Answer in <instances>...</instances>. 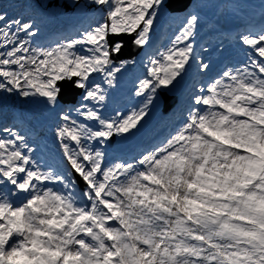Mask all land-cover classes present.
I'll return each instance as SVG.
<instances>
[{
    "label": "snow or ice",
    "instance_id": "6c2138e0",
    "mask_svg": "<svg viewBox=\"0 0 264 264\" xmlns=\"http://www.w3.org/2000/svg\"><path fill=\"white\" fill-rule=\"evenodd\" d=\"M165 4L86 0L100 21L47 48L32 45L34 22L0 7V94L55 109L64 83L79 93L58 114L59 157L41 164L32 130L0 129V264H264V23L233 37L246 61L199 87L175 133L137 164L105 167L94 147L136 130L191 61L201 73L209 67L195 54L193 13L149 57L135 85L141 106L102 113L134 63L114 60L124 44L109 38L146 47Z\"/></svg>",
    "mask_w": 264,
    "mask_h": 264
},
{
    "label": "rangeland",
    "instance_id": "374dc122",
    "mask_svg": "<svg viewBox=\"0 0 264 264\" xmlns=\"http://www.w3.org/2000/svg\"><path fill=\"white\" fill-rule=\"evenodd\" d=\"M6 1H9L10 4H6L2 8H5L7 10L9 16L22 17L25 21L34 22V19L42 18V17H44V15H46L47 24H50L54 21V19L57 16H59V17L61 16L60 17L61 19L65 18L66 16H68V17L78 16V17L82 18V17H84L85 13H90V16L86 19V22L89 25H95L97 22L100 21V19L102 17V12L99 9L86 7V0H80L76 7H72V0H26V1H21V2H19V0H6ZM181 2L182 1H180V2L178 1V3H181ZM26 3L28 4L27 5L28 7H32V5H34L36 8L38 7V9H39L38 13H36V15H33L32 19H30V20H27L26 16H21V13L24 11L23 7H21L19 9L18 13H15V11H13V10L8 11V8L14 4H26ZM202 3L203 2L201 1V4ZM222 3H223V1L219 0V2L217 3L216 6H218V4H222ZM91 15L93 16L92 19H90ZM161 16H162V9L160 10V15H159L157 21L159 20V18H161ZM93 20H95V22H93ZM42 25H43L42 22L40 24H38V26L35 25V29L38 30V28H40V26H42ZM155 26H156V24H155ZM170 36H171V33L167 32L166 36L160 41V44H159L158 48L156 49V51L153 52V54H152L153 56H155L160 50H163L170 45V44L167 45V41L169 40ZM122 37L123 36H121V37H110L109 39L115 40V39L122 38ZM60 42L61 41L55 42L51 46H54L55 44H58ZM125 51H126L125 53H128L129 50L126 49ZM124 56H125V54H124ZM146 73H147V69H146ZM129 78H130V76H129ZM119 83L120 82H118V85H119ZM63 85L66 86V89H68L67 90L68 92H70V93H71V91H73L72 93L75 92V90L73 89L71 84L64 83ZM161 90H163V89H161ZM170 90H168V91H170ZM109 91L110 90L108 89V93H109ZM115 91H117L116 87H115ZM108 93H107V97H108ZM2 96H3V94H0V98ZM18 100H17V102H18ZM31 100H35V99H31ZM25 106H26V104H25ZM26 107H29V106L27 105Z\"/></svg>",
    "mask_w": 264,
    "mask_h": 264
},
{
    "label": "bare ground",
    "instance_id": "6f19581e",
    "mask_svg": "<svg viewBox=\"0 0 264 264\" xmlns=\"http://www.w3.org/2000/svg\"><path fill=\"white\" fill-rule=\"evenodd\" d=\"M27 5H28L27 3L24 4L25 8L28 9L26 12V15L38 13V10H39L38 7L36 8L34 5H32V7H28ZM22 6L23 5H21V4H15L14 6H12L13 8H9L8 11L9 10H19V8ZM93 22H95V20H93ZM71 38H73V37H71ZM68 108H69V106H68Z\"/></svg>",
    "mask_w": 264,
    "mask_h": 264
},
{
    "label": "water",
    "instance_id": "95a60500",
    "mask_svg": "<svg viewBox=\"0 0 264 264\" xmlns=\"http://www.w3.org/2000/svg\"><path fill=\"white\" fill-rule=\"evenodd\" d=\"M187 2H188V0L185 1V4H186ZM129 39H130V37H129ZM138 49H139V48H137V49L135 50V53L138 51ZM119 57H120V56H119V54H118L117 56H115L114 59H115V60H118Z\"/></svg>",
    "mask_w": 264,
    "mask_h": 264
}]
</instances>
